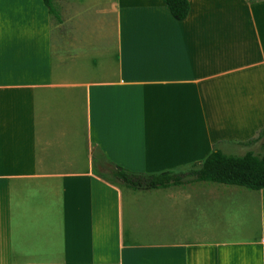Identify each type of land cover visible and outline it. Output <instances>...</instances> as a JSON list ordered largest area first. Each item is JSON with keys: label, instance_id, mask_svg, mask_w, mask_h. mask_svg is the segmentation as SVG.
Here are the masks:
<instances>
[{"label": "crops", "instance_id": "1", "mask_svg": "<svg viewBox=\"0 0 264 264\" xmlns=\"http://www.w3.org/2000/svg\"><path fill=\"white\" fill-rule=\"evenodd\" d=\"M54 1L0 0V264H264V189L109 174L257 138L264 0Z\"/></svg>", "mask_w": 264, "mask_h": 264}, {"label": "trees", "instance_id": "2", "mask_svg": "<svg viewBox=\"0 0 264 264\" xmlns=\"http://www.w3.org/2000/svg\"><path fill=\"white\" fill-rule=\"evenodd\" d=\"M162 1L175 20L182 21L187 18L190 11L189 0ZM43 2L50 16H59L52 0H43ZM263 135L264 129L257 138L237 142V145L252 147L253 144L263 139ZM262 154L255 153L253 150H249L243 155L225 154L220 148L213 146L200 162L191 163L178 169L143 173L120 168L115 172H110V175L118 183L135 191L178 186L188 181L209 182L238 186L248 190H260L264 189V155Z\"/></svg>", "mask_w": 264, "mask_h": 264}, {"label": "rangeland", "instance_id": "3", "mask_svg": "<svg viewBox=\"0 0 264 264\" xmlns=\"http://www.w3.org/2000/svg\"><path fill=\"white\" fill-rule=\"evenodd\" d=\"M52 1H53L54 5L56 6L55 1L54 0H52ZM96 7H107V6L106 5H100V4L89 5L88 6L89 11L87 12L86 15H90L91 13H96V10H94ZM99 16H102V14L100 13ZM107 16H111V14H107ZM262 138L263 139H261L258 143L253 144L252 147L235 144V145H229V147L224 146L227 148V150L225 151V150H223L224 148H222L223 145H221V146L214 145V146L219 147L225 154L228 153V154H232V155H243L245 152H247L249 150H253L255 153H258V154L263 153L262 155H264V146L262 144V142L264 141V135ZM101 174L106 175L107 172H101ZM109 174H110V172H109ZM189 180H191V179H189ZM192 182H194V181H192ZM192 182L188 181L187 183H184V184H189ZM195 182H198V181H195Z\"/></svg>", "mask_w": 264, "mask_h": 264}]
</instances>
